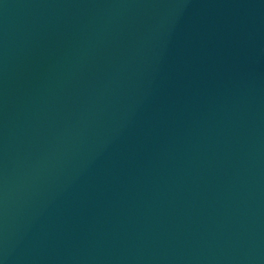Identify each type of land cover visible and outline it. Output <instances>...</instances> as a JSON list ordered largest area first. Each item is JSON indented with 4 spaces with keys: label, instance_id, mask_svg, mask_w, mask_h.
Instances as JSON below:
<instances>
[{
    "label": "water",
    "instance_id": "95a60500",
    "mask_svg": "<svg viewBox=\"0 0 264 264\" xmlns=\"http://www.w3.org/2000/svg\"><path fill=\"white\" fill-rule=\"evenodd\" d=\"M0 264H264V0H0Z\"/></svg>",
    "mask_w": 264,
    "mask_h": 264
}]
</instances>
